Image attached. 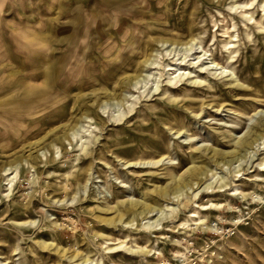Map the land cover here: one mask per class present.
<instances>
[{"label": "rangeland", "instance_id": "1", "mask_svg": "<svg viewBox=\"0 0 264 264\" xmlns=\"http://www.w3.org/2000/svg\"><path fill=\"white\" fill-rule=\"evenodd\" d=\"M263 1L0 0V264H264Z\"/></svg>", "mask_w": 264, "mask_h": 264}, {"label": "bare ground", "instance_id": "2", "mask_svg": "<svg viewBox=\"0 0 264 264\" xmlns=\"http://www.w3.org/2000/svg\"><path fill=\"white\" fill-rule=\"evenodd\" d=\"M263 3H264V1H263ZM262 8L264 7V4L261 6ZM264 17H261V19H263ZM250 21H251V19H249ZM256 24L257 25H259V24H263V23H261V22H256ZM227 46V45H226ZM178 190H180V189H178ZM151 210H149L148 212H150ZM143 213V212H142ZM190 219H195V220H193V221H196V220H198L199 218L197 217V215H195V214H193V215H191L190 216ZM123 248H125V246L123 245H120V246H118V247H115V248H113V250H115V251H119V252H122L123 250Z\"/></svg>", "mask_w": 264, "mask_h": 264}]
</instances>
